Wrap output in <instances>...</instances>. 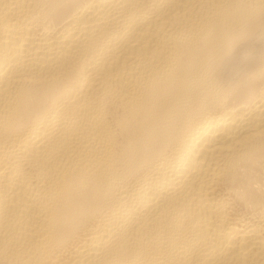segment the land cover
<instances>
[{
  "label": "bare ground",
  "instance_id": "bare-ground-1",
  "mask_svg": "<svg viewBox=\"0 0 264 264\" xmlns=\"http://www.w3.org/2000/svg\"><path fill=\"white\" fill-rule=\"evenodd\" d=\"M0 264H264V0H0Z\"/></svg>",
  "mask_w": 264,
  "mask_h": 264
}]
</instances>
